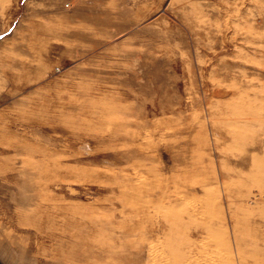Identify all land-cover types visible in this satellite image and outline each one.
Returning <instances> with one entry per match:
<instances>
[{"label": "rangeland", "instance_id": "rangeland-1", "mask_svg": "<svg viewBox=\"0 0 264 264\" xmlns=\"http://www.w3.org/2000/svg\"><path fill=\"white\" fill-rule=\"evenodd\" d=\"M0 264H264V0H0Z\"/></svg>", "mask_w": 264, "mask_h": 264}]
</instances>
